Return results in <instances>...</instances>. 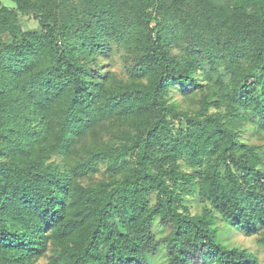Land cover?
Listing matches in <instances>:
<instances>
[{"label": "trees", "instance_id": "16d2710c", "mask_svg": "<svg viewBox=\"0 0 264 264\" xmlns=\"http://www.w3.org/2000/svg\"><path fill=\"white\" fill-rule=\"evenodd\" d=\"M10 1L0 264H260L264 0Z\"/></svg>", "mask_w": 264, "mask_h": 264}, {"label": "rangeland", "instance_id": "374dc122", "mask_svg": "<svg viewBox=\"0 0 264 264\" xmlns=\"http://www.w3.org/2000/svg\"><path fill=\"white\" fill-rule=\"evenodd\" d=\"M1 2L10 7L14 6V3L10 0H1ZM19 18L21 19V24L24 29L37 27V22L31 17L20 15ZM105 61H107V68H109L115 74L117 75L123 74V68L120 59L116 55H113L112 57H110ZM173 95L177 99L181 100L184 105L187 104V101L182 100V95L180 93L175 92ZM244 138H246L250 142L256 144H262L264 146V134L261 136H257L250 134V132H246V134H244ZM103 170H104V166H100V171L102 172ZM96 177H100V173L96 174ZM186 204L189 206L192 213L199 211V203L197 200L187 201ZM221 237L223 241L227 244L244 247L247 248L249 251L255 253L260 264L264 262V246L258 245L257 243V238L259 237L258 235L246 236L234 228H226L221 233ZM45 261L46 258H42L40 259L39 262L41 264H44Z\"/></svg>", "mask_w": 264, "mask_h": 264}]
</instances>
